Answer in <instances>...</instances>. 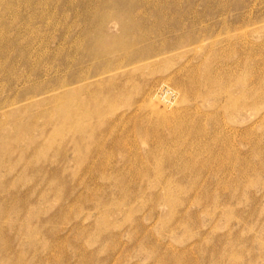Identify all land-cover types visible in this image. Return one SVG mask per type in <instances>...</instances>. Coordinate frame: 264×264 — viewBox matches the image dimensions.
<instances>
[{
	"label": "rangeland",
	"instance_id": "1",
	"mask_svg": "<svg viewBox=\"0 0 264 264\" xmlns=\"http://www.w3.org/2000/svg\"><path fill=\"white\" fill-rule=\"evenodd\" d=\"M0 264H264V0H0Z\"/></svg>",
	"mask_w": 264,
	"mask_h": 264
},
{
	"label": "bare ground",
	"instance_id": "2",
	"mask_svg": "<svg viewBox=\"0 0 264 264\" xmlns=\"http://www.w3.org/2000/svg\"><path fill=\"white\" fill-rule=\"evenodd\" d=\"M122 38H119V36L116 37V39L113 41L112 44L106 45L104 42L100 41L98 42V48L100 49L101 53H106L109 51L116 50L122 43ZM233 94L232 91L229 92L228 97ZM176 98V96H175ZM174 98V100H171V98H165L163 103L164 107L161 108L159 107L157 100L154 101V108L152 110V113L158 118L157 120H160L161 122H164L166 120H172L175 117L176 111H178L177 107V100ZM156 99V98H154ZM228 102L227 109L230 112H233L234 110L237 112V114H241L242 112V101L240 99H236L234 97H231L230 99H226ZM159 101V100H158ZM195 135H198V132L194 133ZM215 143L212 141H207L206 145L203 148L196 149V150H191L187 152V155L184 159V163L187 164L192 161H196L198 159V156L201 154H211L213 152V147ZM229 153V150L227 148H224L222 150V156L226 157ZM166 198V197H165Z\"/></svg>",
	"mask_w": 264,
	"mask_h": 264
}]
</instances>
